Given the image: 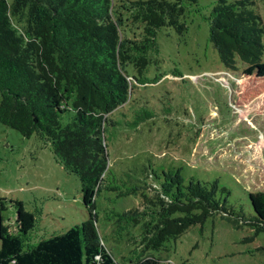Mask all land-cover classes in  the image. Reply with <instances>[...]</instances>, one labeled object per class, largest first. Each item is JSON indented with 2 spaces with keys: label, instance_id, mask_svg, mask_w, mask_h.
Returning <instances> with one entry per match:
<instances>
[{
  "label": "trees",
  "instance_id": "16d2710c",
  "mask_svg": "<svg viewBox=\"0 0 264 264\" xmlns=\"http://www.w3.org/2000/svg\"><path fill=\"white\" fill-rule=\"evenodd\" d=\"M184 2L0 0V124L50 144L64 168L79 178L88 214L83 223L24 249L35 221L17 203L16 232L8 234L0 226V264H117L93 216L108 168L106 127L112 118L128 126L154 118L147 108L156 94L140 86L159 81H145L158 32L185 31ZM258 3L264 7V0H217L211 9L210 41L228 71L261 63L264 21ZM146 176L156 178L144 169L141 177ZM216 192L213 183L190 181L165 192L164 202L142 186L133 189L142 198L140 206L155 213L149 222L134 210L133 221L141 223L140 256L130 264H158L150 252L209 217L219 215L235 228L247 226L254 237L264 234V190L248 195L249 218Z\"/></svg>",
  "mask_w": 264,
  "mask_h": 264
},
{
  "label": "rangeland",
  "instance_id": "374dc122",
  "mask_svg": "<svg viewBox=\"0 0 264 264\" xmlns=\"http://www.w3.org/2000/svg\"><path fill=\"white\" fill-rule=\"evenodd\" d=\"M216 2L185 0V31L158 32L145 81H159L140 86L156 94L147 108L154 118L138 126L112 118L106 127L108 168L93 216L117 264L140 256L141 223L133 221L134 210L149 222L155 213L140 206L142 198L132 193L137 186L167 202L165 192L173 186L213 183L216 197L247 218L253 215L248 195L264 190V53L258 67H223L210 41ZM258 7L264 21V7ZM144 169L156 178L143 179ZM0 199V226L8 234L16 232L17 203L34 218L24 249L88 218L79 178L64 168L50 144L2 124ZM250 237L249 227L235 228L218 215L149 254L158 264H264V234L245 242Z\"/></svg>",
  "mask_w": 264,
  "mask_h": 264
}]
</instances>
